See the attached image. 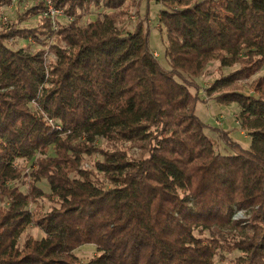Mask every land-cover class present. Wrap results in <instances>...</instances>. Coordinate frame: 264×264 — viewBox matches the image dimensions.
<instances>
[{
  "label": "trees",
  "instance_id": "obj_1",
  "mask_svg": "<svg viewBox=\"0 0 264 264\" xmlns=\"http://www.w3.org/2000/svg\"><path fill=\"white\" fill-rule=\"evenodd\" d=\"M158 1L169 69L149 49L146 20L118 26L124 4L138 12L139 1L53 0L68 23L17 28L44 12L38 2L0 32V264H215L234 251L227 264H264V76L250 95L240 84L264 68V0ZM92 8L107 12L78 25ZM13 36L53 37L55 61L46 68L43 50L9 49ZM213 61L238 66L204 96L237 104L248 150L218 131L230 152H215L195 114L194 80ZM94 154L101 160L84 168ZM22 178L25 193L8 186ZM43 198L53 205L35 217L27 207ZM235 211L247 216L233 220ZM30 226L42 238L20 244ZM87 244L98 255L81 263L73 251Z\"/></svg>",
  "mask_w": 264,
  "mask_h": 264
},
{
  "label": "rangeland",
  "instance_id": "obj_2",
  "mask_svg": "<svg viewBox=\"0 0 264 264\" xmlns=\"http://www.w3.org/2000/svg\"><path fill=\"white\" fill-rule=\"evenodd\" d=\"M45 0H10L8 5H4L3 7L0 6V32L7 29V26L10 24H14L17 21L19 14L31 8L38 2H42L46 9ZM53 1V0H52ZM137 3L139 1V8L137 12V8L132 6L131 2H127L123 6V10L126 11V15L120 17L119 27L124 28L125 31H131L134 29V25L138 22L143 23V20L148 22V46L150 51L153 55L157 58V61L161 67L164 69H169L167 60L164 55V47H165V31L161 28L159 24V13L164 8L161 6L158 0H134ZM53 5V4H52ZM54 7V5H53ZM61 10V9H60ZM45 11V10H44ZM107 12L104 9H94L92 8L89 12L82 15L79 18L77 24L80 26H84L89 20L95 19L98 16L100 17L103 13ZM148 19H143V18ZM46 18L44 16V12L34 16L27 21H23L17 25V28H24V29H35L39 26L42 22V19ZM59 24H66L70 21V19L63 17L62 15L57 16L55 19ZM51 21V20H50ZM53 27V26H52ZM43 41V44H38L34 39L29 36L26 38L20 36H13L9 38L6 42V45L9 49L16 51V50H23L26 53H35L38 50H43L44 54V65L46 68L50 67V64L55 61V56L52 53L51 45L55 44V40L52 38H44L40 37ZM58 45L63 46V44L58 43ZM238 68V66H234L232 68H219L218 62H211L209 63L205 71L202 73L200 77L195 79L196 85L200 88L199 89V101L195 107V114L198 118L205 124V134L211 140L213 148L215 152L225 154L229 153L228 147H226L223 140L218 136V131H225L228 135V141L230 143L239 144L241 148L244 150L249 149L250 140L249 138L243 135L242 130L238 124V106L237 104L233 103L230 105H221L216 103L212 99H205L204 91L210 85L211 82L214 81L220 75H227L228 73L232 72ZM264 76V68H262L259 72L253 75L248 80H242L240 84L243 86L242 93L245 94H252L248 89L249 84L256 80L258 77ZM190 91L194 93V89L190 88ZM36 104L32 103L30 105L31 110L37 109ZM96 146L105 148L106 143L102 139H98L95 142ZM131 153L136 155L138 151L136 149H132ZM49 156H53L52 150L48 152ZM97 160H101V156L98 154H94L91 157H86L83 162V167L90 169L93 166V163ZM16 164L25 167V172L29 173L31 170L35 168L34 160L24 162L23 160H17ZM27 179V178H26ZM37 187L40 188L43 192L49 193L48 185L45 181H39ZM8 186L10 188H16L18 192L25 193L26 191V182L25 178H22L19 181L9 183ZM53 204L46 198L37 200L34 204H31L27 207L29 211H31L35 217L42 216L45 212H47ZM7 206V202L0 199V208ZM238 212H242V216H236ZM247 215L244 211H235L233 215V220L245 218ZM236 217V218H234ZM207 236V233H205ZM43 233L33 227L30 226L21 236V244L22 240L27 237H32L34 239L42 238ZM73 253L78 258L81 263H86L91 258L98 255V252L95 249L94 245L87 244L79 247L78 249L74 250ZM240 253L238 251H234L231 253L228 252H220L214 257L215 264H227L229 261L238 257Z\"/></svg>",
  "mask_w": 264,
  "mask_h": 264
},
{
  "label": "built area",
  "instance_id": "obj_3",
  "mask_svg": "<svg viewBox=\"0 0 264 264\" xmlns=\"http://www.w3.org/2000/svg\"><path fill=\"white\" fill-rule=\"evenodd\" d=\"M44 3H46V9L44 11V16L51 19L52 22V29H55L54 21L57 18V16L62 15V10L54 8L52 5V0H45ZM48 125H50L54 130H61L60 123L56 120H47Z\"/></svg>",
  "mask_w": 264,
  "mask_h": 264
},
{
  "label": "crops",
  "instance_id": "obj_4",
  "mask_svg": "<svg viewBox=\"0 0 264 264\" xmlns=\"http://www.w3.org/2000/svg\"><path fill=\"white\" fill-rule=\"evenodd\" d=\"M238 112H239V110H238ZM242 133H243V135L246 137V139L247 138H249V136L247 135L248 133L247 132H245V131H242ZM249 140H250V138H249ZM236 144V143H235ZM237 145H239V144H237ZM239 147H240V145H239ZM241 148V147H240ZM241 149H243V148H241ZM244 150V149H243ZM248 150V149H247ZM229 152H230V150H229Z\"/></svg>",
  "mask_w": 264,
  "mask_h": 264
},
{
  "label": "clouds",
  "instance_id": "obj_5",
  "mask_svg": "<svg viewBox=\"0 0 264 264\" xmlns=\"http://www.w3.org/2000/svg\"><path fill=\"white\" fill-rule=\"evenodd\" d=\"M242 215H243L242 212H238V213L236 214V216H242ZM234 218H236V217H234Z\"/></svg>",
  "mask_w": 264,
  "mask_h": 264
}]
</instances>
